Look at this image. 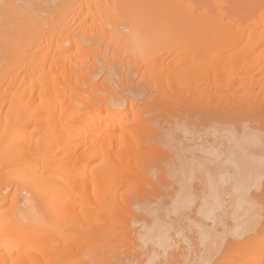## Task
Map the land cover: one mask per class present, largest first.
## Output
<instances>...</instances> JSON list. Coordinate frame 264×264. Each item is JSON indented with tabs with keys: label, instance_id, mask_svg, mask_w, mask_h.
<instances>
[{
	"label": "bare ground",
	"instance_id": "1",
	"mask_svg": "<svg viewBox=\"0 0 264 264\" xmlns=\"http://www.w3.org/2000/svg\"><path fill=\"white\" fill-rule=\"evenodd\" d=\"M0 264H264V0H0Z\"/></svg>",
	"mask_w": 264,
	"mask_h": 264
},
{
	"label": "rangeland",
	"instance_id": "2",
	"mask_svg": "<svg viewBox=\"0 0 264 264\" xmlns=\"http://www.w3.org/2000/svg\"><path fill=\"white\" fill-rule=\"evenodd\" d=\"M21 195H22V196H24V195H25V193H24V192H22V193L20 194V198H22V196H21Z\"/></svg>",
	"mask_w": 264,
	"mask_h": 264
}]
</instances>
